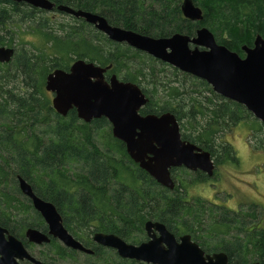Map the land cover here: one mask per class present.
<instances>
[{
    "label": "trees",
    "instance_id": "obj_1",
    "mask_svg": "<svg viewBox=\"0 0 264 264\" xmlns=\"http://www.w3.org/2000/svg\"><path fill=\"white\" fill-rule=\"evenodd\" d=\"M50 1L56 4L55 12L59 6H68L98 13L111 26L153 38L179 33L194 38L198 29L206 27L219 44L241 57H245L243 47H253L258 35L264 40V0H193L203 11L200 22L184 18L182 0ZM52 20L46 11L0 0V45L16 51L10 63L0 64V225L31 252L34 245L26 240L25 231L47 229L18 186L17 177L21 176L39 198L55 205L66 229L87 248H91L96 233L117 234L139 245L147 240L146 223L154 221L177 237L191 235L207 254L226 253L231 264H264V225L253 222L257 206L239 214L215 203L208 206L200 199H190L183 181H176L173 190L161 186L129 157L106 118L86 123L75 109L66 117L58 114L46 82L53 71H69L79 59L102 68L111 66L107 77L115 74L138 85L148 96L150 101L142 114H174L183 140L209 152L217 167L231 164L229 161L239 163L235 149L224 139L229 131L251 120L259 144L255 148L260 150L264 149V125L242 104L214 92L206 81L127 44L113 42L82 19L58 27ZM26 35L35 41H25ZM18 43L31 45L32 50H18ZM167 67L172 76L191 81L189 104L175 103L187 92H182L183 83L175 77L165 80ZM161 86L164 97L157 94ZM195 175L194 183L210 179L201 172ZM31 215L34 222L29 223L27 216ZM10 223L18 226L17 230ZM48 247L52 256L43 253L38 258L53 264L79 262V257L84 258L83 264H146L122 259L97 245L93 257L55 240Z\"/></svg>",
    "mask_w": 264,
    "mask_h": 264
},
{
    "label": "water",
    "instance_id": "obj_2",
    "mask_svg": "<svg viewBox=\"0 0 264 264\" xmlns=\"http://www.w3.org/2000/svg\"><path fill=\"white\" fill-rule=\"evenodd\" d=\"M32 8L53 12L56 4L50 0H11ZM184 17L194 22L203 20V11L193 0H182ZM57 11L84 19L98 31L116 43L127 44L181 72L206 81L218 95L242 104L258 121L264 124V40L257 36L253 47L244 46L245 57L232 52L217 42L215 35L203 27L194 38L175 34L169 38H153L121 27L111 26L100 14L59 6ZM16 51L13 47L0 46V64L10 63ZM76 60L69 71L57 69L46 82V90L53 94V107L61 116L73 109L78 117L89 123L106 118L113 136L124 143L129 157L163 187L173 190L171 169L184 167L190 171H202L209 177L215 174L211 154L200 147L182 140L180 125L171 113L142 116L140 110L148 103L142 89L133 83L123 82L116 75L109 81L105 74L110 70ZM23 195L28 197L34 209L49 227L46 234L28 228L26 239L35 245L59 240L65 247L93 255L64 226L62 216L51 202L37 196L29 183L18 177ZM145 230L149 241L134 245L117 235L96 233L95 243L114 249L118 256L146 264H231L224 252L207 254L192 241L191 235H183L178 241L164 224L148 221ZM43 263L30 254L23 241L0 225V264ZM252 264H260L254 262Z\"/></svg>",
    "mask_w": 264,
    "mask_h": 264
},
{
    "label": "rangeland",
    "instance_id": "obj_3",
    "mask_svg": "<svg viewBox=\"0 0 264 264\" xmlns=\"http://www.w3.org/2000/svg\"><path fill=\"white\" fill-rule=\"evenodd\" d=\"M48 13H51V16L53 17L51 24L54 27H58L59 25H62V24L64 26H67L70 23L73 24V19H76V20L80 19V18H75V17H73L67 13L61 12V11H57V12L53 11V12H48ZM95 14H98V13H95ZM24 37H25V41H27V42H30V41L34 42L35 41V39L30 35H26ZM16 45H17V43H16ZM22 48L32 50L31 45H22L21 43H18L17 49L22 50ZM85 61H87V60H85ZM60 70H62V69H60ZM165 72L168 74V76H166L165 73L163 74L165 76L164 77L165 80H169L168 77H170L171 80L173 79L172 77H175L181 83H183L184 88L182 89V92H187L186 94L184 93V96H182V97L179 96V100H177L175 103L179 104V105L180 104H182V105L183 104H186V105L189 104L191 102V98L189 97L188 91L191 89V81L185 80V78H183L182 76H178V75L172 76V69L171 68H168V67L165 68ZM159 84H161V80H160ZM172 85H178L179 86L180 84H172ZM145 87H147V86H145ZM168 87H170V86L168 85ZM147 88L149 90H151V86H149ZM50 94H51L50 98H51V100H53L54 96L52 93H50ZM157 94H158V97H164L165 96V92L163 91L162 86L159 88ZM202 98L203 97H201V98L197 97L198 100H202ZM52 105H53V103H52ZM188 112L189 111H186L185 113H188ZM63 117H66V116H63ZM252 118L256 119L254 117H252ZM201 120H203L202 117L198 116V121L201 122V125H205L206 123L204 121H201ZM81 121L85 122L83 120H81ZM92 121L93 120H91V122ZM91 122H89V123H91ZM251 123H252L251 120L241 122L236 127H234L231 131H229L227 133L226 137L224 138L235 149L236 156L239 159V163H237V161L236 162L229 161L231 164L226 163L225 165L218 166V167L215 165L216 175L214 174L212 177H209L206 173H204L210 179L208 181L203 182V183H194L195 182L194 178L196 177V175H195L196 172L190 171L186 168H182L185 170H182V169L177 170L175 172L176 175L175 174H174L175 176L172 175V180L175 179L178 183L183 181L187 185L186 186L187 187L186 193L188 194V197L190 199H195V200L200 199L201 201H204V203L208 206H211L210 204L215 203V205L217 204L223 208H226L229 211H233V212L237 211L240 214V213H245L246 210L250 206L255 205V206H257V207H255V212L257 213V215L255 218V221H253V222L254 223L260 222V223H262V225H264L263 224L264 223V149L258 150L257 148H255V146H257L258 143H257V141L253 135L252 130H251L252 129ZM262 125H264V124H262ZM10 188L11 187H9L7 189H10ZM27 218L30 219V220L27 219L28 220L27 222H29V223L34 222V221H32L34 219L32 217V215L27 216ZM11 225L15 226V224H11ZM15 227H16L15 229L17 230L18 226H15ZM26 231H25V235H26ZM25 238H26V236H25ZM59 243L61 245H63L61 242H59ZM32 245H34V247L31 248L33 251L32 253L38 257L41 256L43 253H49V254L52 253V252H49V250H50V248L48 247L49 244L43 245V246L42 245L38 246L35 244H32ZM51 256H52V254H51ZM45 257L48 258L47 256H45ZM53 257H55V255H53ZM78 261L79 262L72 261L71 263H67V261L63 260L62 263H65V264H83L84 258L79 257Z\"/></svg>",
    "mask_w": 264,
    "mask_h": 264
},
{
    "label": "flooded vegetation",
    "instance_id": "obj_4",
    "mask_svg": "<svg viewBox=\"0 0 264 264\" xmlns=\"http://www.w3.org/2000/svg\"><path fill=\"white\" fill-rule=\"evenodd\" d=\"M1 46V45H0ZM1 47H4V46H1ZM6 47V46H5ZM110 71V70H109ZM107 73H108V71L106 72V74H105V78H106V80L107 81H109L110 79H111V77L112 76H114V75H112L111 77H107ZM117 76V75H116ZM118 77V76H117ZM119 79V78H118ZM120 81H123V80H121V79H119ZM123 82H125V81H123ZM143 91V90H142ZM144 93V92H143ZM147 96V95H146ZM147 98H148V96H147ZM149 98H148V103H149ZM147 103V104H148ZM146 104V105H147ZM145 105V106H146ZM143 108H144V106H143ZM143 108L140 110V114L142 115V116H144V117H146V116H149V115H159V116H161V115H163V114H165V113H161V114H156V113H150L149 115L148 114H142V110H143ZM167 113H169V112H167ZM172 114V113H171ZM174 115V114H173ZM175 116V115H174ZM176 117V116H175ZM177 119V118H176ZM178 121V120H177ZM178 123H179V121H178ZM179 125H180V123H179ZM180 129H181V126H180ZM181 136H182V133H181ZM182 140H183V138H182ZM183 141H185V140H183ZM186 142V141H185ZM188 143H190V142H188ZM179 168H184V167H179ZM173 169H176V168H172L171 169V171L173 170ZM196 172H201V173H204V172H202V171H196ZM173 174L171 173V176H172ZM19 177V176H18ZM18 177H17V179H18ZM175 182H176V180L175 179H173ZM18 183H19V181H18ZM20 188V187H19ZM53 204V203H52ZM44 220V219H43ZM45 221V220H44ZM43 221V222H44ZM45 223V225H46V227H47V229H46V231H42V230H40V231H42V232H44V233H46V234H48L49 233V227H48V225L46 224V222H44ZM68 230V229H67ZM9 231V230H8ZM146 231V230H145ZM170 231V230H169ZM171 232V231H170ZM172 233V232H171ZM104 234H107V233H104ZM147 234V233H146ZM174 234V233H173ZM111 235H115V234H111ZM117 235V234H116ZM175 235V234H174ZM186 235V234H185ZM176 236V235H175ZM183 236V235H182ZM16 237V236H15ZM119 237V236H118ZM180 237L181 236H176V239L179 241L180 240ZM19 239V238H18ZM122 239V238H121ZM193 239V238H192ZM27 240V239H26ZM59 241V240H57V239H55V238H52L51 239V243H52V241ZM22 241V240H21ZM28 241V240H27ZM79 241V240H78ZM92 245H91V248H88V249H91L92 251H93V255H90V256H94L95 255V250H93V248H97L96 247V245L97 246H101V245H98L97 243H95V241H94V239L92 238ZM125 241V240H124ZM149 241V238H148V235H147V240L146 241H144V242H148ZM193 241V240H192ZM29 242V241H28ZM60 242V241H59ZM81 242V241H80ZM126 242V241H125ZM24 243V242H23ZM30 243V242H29ZM82 243V242H81ZM128 243V242H127ZM83 244V243H82ZM25 245V244H24ZM84 245V244H83ZM86 247V246H85ZM101 247H103V246H101ZM25 248H26V246H25ZM87 248V247H86ZM105 248V247H104ZM28 249V248H27ZM70 249V248H69ZM106 249H108V250H112L113 252H115L116 254H117V256H118V253H117V251L116 250H114V249H110V248H106ZM29 250V249H28ZM73 250V249H72ZM98 250V249H97ZM76 251V250H75ZM29 252H30V254L31 255H33L35 258H36V260H39V261H41V262H43V263H50V262H47V261H44V260H42V259H39L38 258V256H36V255H34L30 250H29ZM79 252V251H78ZM80 253H82V252H80ZM84 254V253H83ZM213 254V253H212ZM85 255H88V254H85ZM120 257V256H119ZM121 258V257H120ZM123 259V258H122ZM125 260H127V259H125ZM22 264H32V263H30L29 261H24V262H22ZM50 264H53V263H50Z\"/></svg>",
    "mask_w": 264,
    "mask_h": 264
},
{
    "label": "bare ground",
    "instance_id": "obj_5",
    "mask_svg": "<svg viewBox=\"0 0 264 264\" xmlns=\"http://www.w3.org/2000/svg\"><path fill=\"white\" fill-rule=\"evenodd\" d=\"M258 36H260V35H258Z\"/></svg>",
    "mask_w": 264,
    "mask_h": 264
}]
</instances>
